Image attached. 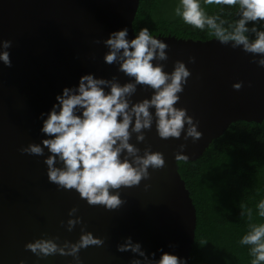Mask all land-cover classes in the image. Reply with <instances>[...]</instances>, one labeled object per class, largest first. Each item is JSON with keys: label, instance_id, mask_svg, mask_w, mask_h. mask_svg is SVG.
I'll list each match as a JSON object with an SVG mask.
<instances>
[{"label": "water", "instance_id": "95a60500", "mask_svg": "<svg viewBox=\"0 0 264 264\" xmlns=\"http://www.w3.org/2000/svg\"><path fill=\"white\" fill-rule=\"evenodd\" d=\"M139 6L140 0H0V41H12V66L0 62V264L20 260L37 264L26 243L43 233L59 236L60 243L76 242L82 226L104 240L101 246L81 249L83 264H130L135 254L117 250L129 236L147 253L155 252L157 259L163 249L190 264L197 210L179 162L198 160L235 122L264 121V68L251 62V54L215 39L154 36L169 46L168 59L161 62L165 71L171 72L177 60L191 71L177 106L187 108L199 121L203 135L196 143L191 138L185 141L183 134L164 140L155 126L146 132L144 142L138 143L133 135L130 142L141 154L151 146L164 154L165 166L150 169V179L139 186L121 188L124 203L117 209L90 206L74 190H58L48 181L44 157L20 151L46 138L40 132V114L49 111L55 96L78 84L82 75L128 81L117 65L104 62L108 49L102 41L124 27L134 37ZM190 57H195L194 63H189ZM241 81L242 88L235 90L232 85ZM145 97L150 92L138 86L133 99ZM181 144L186 145L183 152L188 160L175 159ZM74 206L83 225L69 232L66 221ZM72 259L56 255L39 264H70Z\"/></svg>", "mask_w": 264, "mask_h": 264}, {"label": "clouds", "instance_id": "9594fccd", "mask_svg": "<svg viewBox=\"0 0 264 264\" xmlns=\"http://www.w3.org/2000/svg\"><path fill=\"white\" fill-rule=\"evenodd\" d=\"M203 5L218 6L219 12L209 15L201 0H178L174 13L193 29L207 30L215 41L251 54V62L264 68V0H203ZM225 6H236L238 18L232 22L224 19L221 13ZM102 42L108 49L104 62L117 65V71L127 76L128 81L121 83L117 76L107 79L94 73L82 75L78 84L64 87L55 96L56 102L49 111L40 114V132L46 138L40 143H29L20 151L44 157L48 181L58 190H74L88 205L113 210L124 203L121 188L139 186L150 179V169L165 166L164 154L153 151L151 146L145 147L141 154V149L130 142L133 135L138 143L144 142L146 132L155 126L161 139H180L183 134L185 141L191 138L196 143L203 133L198 130L199 121L188 114L187 108L177 106L191 71L180 60L174 62L171 72L165 71L161 62L168 59L169 46L164 40L151 35L147 27L130 38L128 28L124 27L110 32ZM11 45L10 40L0 41V62L5 67L12 66ZM194 62L195 57H190L189 63ZM138 86L150 92V97L134 100ZM242 86V81L232 85L235 90ZM185 147V144L180 145L176 160L189 159L183 152ZM255 207L257 215L264 218V199ZM78 210L74 206L68 212L69 232L76 225H83L82 218L76 215ZM240 215H246L250 222L239 244L249 246L250 264H264V222H251L252 209H245L244 205H241ZM59 241V236L43 233L24 247L38 258L37 264L56 255L71 256L70 264H83L79 256L81 249L104 244L103 239L84 226L76 242ZM117 250L135 254L130 264H186L163 249L158 250L157 259L155 252L147 253L131 236L126 237ZM19 264L25 261L20 260Z\"/></svg>", "mask_w": 264, "mask_h": 264}, {"label": "trees", "instance_id": "16d2710c", "mask_svg": "<svg viewBox=\"0 0 264 264\" xmlns=\"http://www.w3.org/2000/svg\"><path fill=\"white\" fill-rule=\"evenodd\" d=\"M178 0H140L133 22L135 34L147 27L153 36H175L208 41L215 39L207 30L193 29L174 13ZM209 14L218 6L203 5ZM234 21L236 6L221 13ZM179 173L186 183L197 210L196 237L190 264H250L247 245L240 238L248 231L247 216L241 205L251 208V222H264L256 204L264 199V121L233 123L223 136L214 140L196 161H180Z\"/></svg>", "mask_w": 264, "mask_h": 264}]
</instances>
